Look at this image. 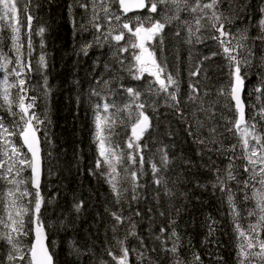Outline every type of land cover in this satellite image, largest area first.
I'll return each mask as SVG.
<instances>
[{
  "label": "trees",
  "instance_id": "obj_1",
  "mask_svg": "<svg viewBox=\"0 0 264 264\" xmlns=\"http://www.w3.org/2000/svg\"><path fill=\"white\" fill-rule=\"evenodd\" d=\"M17 2L18 5H22L26 0ZM228 3L246 6L244 15L235 19L232 28H249L250 39L247 43L252 48L253 56L260 58L259 69L255 70L251 65L245 77L243 98L247 106V119L254 111L252 105L264 104V94L254 91L264 78L262 62L264 43L255 40L256 24L260 19L259 10L264 8V0H228ZM223 7L227 9V4ZM29 11L33 16L31 24L33 51L30 57L32 71L28 79L29 86L34 89L29 95L38 97L37 113L46 112L50 117V123L42 125L39 132L43 158L40 192L44 197L40 219L47 231L48 246L54 264H115L107 254L109 249L117 255L120 254L113 239L111 231L113 220L109 213L117 210L118 206L113 202L111 188L105 182V178L99 174H92L94 171L97 173L100 171L95 167L99 154L95 143L94 121L93 118L88 119L86 108L88 104L96 102V98L89 95L91 89L101 86L96 82L100 80L102 84V80L111 79L114 75L121 78L122 72L117 71L119 65L112 59V50L107 44L103 47L94 45L87 55L80 52L81 46L91 41L93 37L91 30H78L82 22L86 23V19L84 10L76 6L75 0H31ZM147 14L148 11H144L126 15L124 19L137 15L143 17ZM20 15L22 19L23 13ZM175 25H170L164 30L163 53L155 45L153 48L158 60L161 58L167 60L169 71L174 75L177 70L179 72L178 96L181 100L183 118L171 107L170 100L165 101L163 93L154 98L153 107L145 109L151 119V127L140 141L144 146L145 162L140 168L142 174L139 179L140 187L137 189L140 199L133 201L131 208L139 209L141 216L134 217L138 237L129 236L126 240L130 249V262L172 264V258L161 251V241L155 237L160 235L161 227L169 229L164 236L170 235V221L175 220V230L181 237L182 258L190 261L193 253H198L203 264H228V261L218 260L217 257H225L229 243H234L236 249L234 221L226 195L219 188L213 189L212 184L215 183L213 169L217 167L225 169L229 163L228 156L232 153L225 155L214 151L208 152L203 145L196 142L197 135L201 138L207 137L208 127L215 125L217 132L223 133L219 139L225 146L237 143L236 137L226 131L227 121L233 118V113L224 107L223 98L217 96L218 90L227 88L230 82L227 61L222 54L211 55L213 52L220 53L215 41L209 39L193 47L185 42L187 33L182 28L175 30ZM41 27L45 29L42 36L37 34ZM177 31L179 35H176ZM11 35L8 30L0 32V51L14 57L15 53L11 50ZM21 41L25 43L22 51L27 57V43L23 30ZM41 54L45 55L46 68H41L38 64ZM122 56L128 58L124 61L125 65L129 62L134 63L131 61L130 53H123ZM204 56H210V59L204 61L200 75L190 77V68ZM45 78L49 83L47 89L44 87ZM153 79L145 74L143 80L136 81L148 85L147 82ZM37 81H41L42 85H38ZM190 84H195L200 89L201 97L208 103L220 100L215 105L213 120H207L202 113H197L205 124L198 131L191 115L195 105L188 100ZM112 87L117 89V84L114 83ZM46 90L47 97L44 96ZM204 93L208 95L204 96ZM118 95L120 98L125 96L122 89L118 90ZM258 95L261 97L259 101L256 99ZM123 102L119 100L118 104ZM219 106L222 107V111L219 110ZM125 116L126 113L122 114L120 119H124ZM159 118L162 119L163 125L157 121ZM181 119V126H177L175 121ZM189 125L192 127L189 128ZM257 128L264 130V126L259 124ZM115 131L113 139L126 149L125 142L131 135L130 129L126 130L124 125L118 123ZM190 132L196 135H190ZM161 149L167 151L170 164L166 171L157 175H162L167 181V187L175 193L172 197L165 195L162 185L154 183L151 164L156 163L159 166ZM236 155H240L239 146ZM235 163L242 166L245 161L236 160ZM132 167L135 168L134 165ZM238 172V178L243 180L246 174L242 168H239ZM25 175L28 177L29 172ZM230 183L236 192V203L242 210L239 222L242 227L247 228L250 222L255 221V217H248L246 214L248 208L254 207V201L245 202L247 205L245 208V205L241 204L243 193L237 190L235 182ZM3 186L0 181V218L5 217L1 196ZM248 194L251 195V189L248 190ZM79 201H83L84 206L80 212H76L74 205ZM20 203L30 207L25 200ZM123 209L124 216H128L130 210L127 203L123 205ZM160 212H164V216H161ZM209 218L216 221L215 232L211 236L208 233ZM28 226L31 227L29 224ZM0 231H5L3 225H0ZM124 234L122 226L118 235L123 239ZM32 239L33 234L30 233L27 236L29 245ZM167 246L171 247V241H168ZM4 252L5 245L0 241V260L3 259ZM234 261L233 264H237V260Z\"/></svg>",
  "mask_w": 264,
  "mask_h": 264
},
{
  "label": "snow or ice",
  "instance_id": "obj_2",
  "mask_svg": "<svg viewBox=\"0 0 264 264\" xmlns=\"http://www.w3.org/2000/svg\"><path fill=\"white\" fill-rule=\"evenodd\" d=\"M31 0H26L18 5L17 0H0V32L8 30L11 32L12 51L15 56L0 51V108H3L4 115H0V181L6 182L7 205L6 216L0 218V225L5 231H0V241L5 245L4 257L0 264H54L53 255L45 241L47 240L46 229L40 219L41 207L44 197L40 192L42 158L41 138L38 133L41 126L46 122L50 123L46 112L37 113L36 95H29L34 91L29 86L28 75L32 71L31 53V24L33 16L30 14ZM75 4L84 10L86 23L82 22L79 31H92V40L83 44L80 52L88 54L89 49L94 45L103 47L107 44L112 50V59L119 65L117 71L127 72L134 80H143L145 74L154 78L148 83L146 90L134 87H126L119 83L120 77L114 75L111 79L98 80L99 88L90 90V97H95L93 106L95 143L97 144L99 158L96 161V169L109 184L113 202L117 210L111 211L113 223L111 231L115 246L119 250L117 255L111 249L107 254L115 264H131L130 249L126 245L129 236L138 237L136 232V221L134 217L141 216L139 209L132 210L133 201L140 199L137 189L140 187V168L144 164L143 147L140 144L145 132L151 127V119L146 107H153L154 98L165 95V101H171V107L183 118L180 109L181 100L179 72L174 75L168 70L166 59H159L153 48L158 47L163 53L164 30L166 27L176 24L182 28L187 37L185 42L195 46L206 40H213L220 48V53L213 52L212 56L222 54L227 61L230 82L227 88H221L217 92L219 98H223L224 107L233 113V118L227 121L226 131L232 133L237 139L236 144L225 146L219 139L223 133L217 132L215 125L208 127V136L201 138L197 135L196 142L203 145L208 152L232 155L228 156L229 163L225 169H213L215 183L213 189L219 188L226 195L231 214L233 216V227L236 235V258L237 264H264V130L258 129L257 125L264 126V104L252 105L254 111L246 119V104L242 99L243 86L248 69L252 65L251 46L247 43L250 39L249 28L233 29L235 19L244 15L245 5H234L228 0H75ZM227 4V9L223 6ZM71 9V5L69 6ZM148 9V14L141 17H124L129 12L137 9ZM21 13L23 18L21 19ZM260 19L256 24L257 35L255 40L264 43V8L259 10ZM157 14V15H154ZM115 21V23H113ZM75 24V21H73ZM26 37L27 57L22 49L25 43L21 41V35ZM45 29H38V35H43ZM179 31L176 35H179ZM126 35L128 39H126ZM124 43H121V42ZM131 50V51H130ZM123 53H130L131 61L125 65ZM192 53H189L191 60ZM210 56H204L193 68L189 70L190 77L199 76L205 60ZM264 62V58H262ZM38 64L41 68L47 67L45 55L41 54ZM107 68V65L105 66ZM243 70V74H242ZM117 84V89L112 85ZM199 82L197 81V84ZM45 89L47 80L45 78ZM191 91L188 100L195 105L191 113L197 126V131L205 126L197 113H202L207 120L215 118L214 108L219 99L208 103L200 95V89L195 84L189 85ZM122 89L127 99L118 104L116 98H120L118 90ZM15 90V97H13ZM254 91L264 94V78L261 84ZM48 91L44 92L47 97ZM204 93V96H207ZM142 96L145 99H141ZM257 101L261 99L258 95ZM14 108L16 110H14ZM126 116L120 119L122 114ZM11 117L9 122L6 117ZM223 118V117H222ZM125 127L130 123L131 135L126 140V149L113 139L116 135L117 124ZM192 126L189 125V128ZM190 135L196 133L190 132ZM45 139L47 135L45 133ZM17 140L19 143H17ZM239 146L240 155H236ZM159 166L151 164L154 183L164 187L165 195H175L171 188L167 187V181L162 175L170 164L167 151L161 149ZM209 159H211L209 157ZM236 160H244L245 163L236 165ZM135 166L133 168L132 166ZM242 168L246 177L238 178V169ZM24 172H29L25 177ZM230 182H235L236 188L243 193L241 204L254 201V207L247 209L248 217H255L247 228L242 227L239 222L241 208L237 205ZM127 185V186H125ZM259 185V187H257ZM251 189V195L248 190ZM131 193L129 196L128 194ZM27 201L24 206L20 201ZM127 203L129 208L128 216H124L123 205ZM84 202L79 201L74 205L76 212H80ZM179 210L177 209V213ZM164 216V212H160ZM25 216H28L27 223L31 225L26 228ZM175 220L170 221V235L164 236L168 228L161 227L160 235L155 238L161 241V251L172 258V264H203L198 253H193L192 259L187 261L181 257V237L175 230ZM216 221L209 218V236L215 232ZM123 226L124 237L120 238L118 233ZM33 234L30 245L25 246L22 237ZM171 241V247H168ZM155 251V249H153ZM140 255H143L140 253ZM222 260V257H217Z\"/></svg>",
  "mask_w": 264,
  "mask_h": 264
},
{
  "label": "bare ground",
  "instance_id": "obj_3",
  "mask_svg": "<svg viewBox=\"0 0 264 264\" xmlns=\"http://www.w3.org/2000/svg\"><path fill=\"white\" fill-rule=\"evenodd\" d=\"M174 29L175 30H179L180 28H178L176 25L174 26ZM259 62H260V58L256 57V56H253L252 57V67L253 69L255 68V70H258L259 69ZM122 72V75H121V80H120V83L124 84L125 86H129V87H134V88H138V89H141V90H146L148 88V85L145 84V83H140L136 80H134L131 76H129L125 71H121ZM38 82V85H42V82L41 81H37ZM49 85V83H47V86ZM14 91V90H13ZM120 97V96H119ZM144 97V96H142ZM117 101V103L119 102V100H123L125 101L127 98L126 96H123L122 98H116L114 97ZM0 103H2V98H0ZM93 106H94V103H90L87 105V108H86V111H87V117L89 120H91L93 118V121H94V111H93ZM14 110H16L14 108ZM219 110L222 111V107L219 106ZM4 110L3 108H0V115H4ZM50 118V117H49ZM6 119L10 122L11 121V117H6ZM158 122L161 123L162 119H157ZM174 122V121H173ZM181 122H182V119L181 120H177L175 121V124L177 126H181ZM163 125V123H161ZM131 127L130 123L127 125V127H125L126 130H129ZM94 131H95V127H94ZM146 133V132H145ZM27 172H24L23 175L26 176ZM3 183V192L1 194L2 196V200H3V206H4V210H5V216H6V209H5V202L7 203V189L9 187H11L10 185H8L6 182L2 181ZM108 202H110L108 200ZM126 243V242H125ZM127 245V243H126ZM237 260L236 258V249H235V246H234V243H229L227 245V249H226V254H225V257L221 260V261H228V264H233L235 263L234 260Z\"/></svg>",
  "mask_w": 264,
  "mask_h": 264
},
{
  "label": "water",
  "instance_id": "obj_4",
  "mask_svg": "<svg viewBox=\"0 0 264 264\" xmlns=\"http://www.w3.org/2000/svg\"><path fill=\"white\" fill-rule=\"evenodd\" d=\"M144 11H148V9L147 8H145V9H137V10H134L133 12H129V13H127V15H130V14H137V13H142V12H144ZM244 86H243V92H242V99L244 100ZM38 135H39V133H38ZM40 148H41V144H40ZM41 158H42V149H41ZM42 173H43V158H42V172H41V181H42ZM40 186H41V182H40ZM45 227V226H44ZM46 229V228H45ZM46 233H47V231H46ZM33 240V239H32ZM45 243L47 244V246H48V235H47V240L45 241ZM48 248H49V246H48ZM49 251H50V249H49ZM53 261H54V258H53Z\"/></svg>",
  "mask_w": 264,
  "mask_h": 264
},
{
  "label": "rangeland",
  "instance_id": "obj_5",
  "mask_svg": "<svg viewBox=\"0 0 264 264\" xmlns=\"http://www.w3.org/2000/svg\"><path fill=\"white\" fill-rule=\"evenodd\" d=\"M0 78H2V74H0ZM25 177H26V176H25ZM5 205H7L6 202H5ZM5 209H6V206H5ZM27 221H28V220H27V218H26V216H25L26 228H29ZM21 239L23 240V243H24L25 246H28V245H29V244L27 243V237H22Z\"/></svg>",
  "mask_w": 264,
  "mask_h": 264
}]
</instances>
